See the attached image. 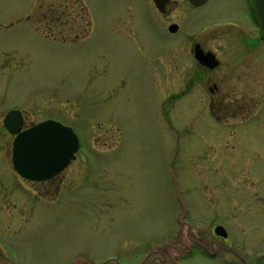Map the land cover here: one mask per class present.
<instances>
[{
	"label": "rangeland",
	"instance_id": "rangeland-1",
	"mask_svg": "<svg viewBox=\"0 0 264 264\" xmlns=\"http://www.w3.org/2000/svg\"><path fill=\"white\" fill-rule=\"evenodd\" d=\"M247 6L176 0L167 19L150 0H0V264H136L179 221L187 242L213 247L218 223L240 254L264 253V40ZM184 33L214 71L186 60ZM10 110L78 136L58 192L14 172Z\"/></svg>",
	"mask_w": 264,
	"mask_h": 264
},
{
	"label": "flooded vegetation",
	"instance_id": "flooded-vegetation-1",
	"mask_svg": "<svg viewBox=\"0 0 264 264\" xmlns=\"http://www.w3.org/2000/svg\"><path fill=\"white\" fill-rule=\"evenodd\" d=\"M186 1L190 5V8H191L190 12L194 11V9L197 8L196 6H193L188 0ZM150 2L153 8L155 9V11L161 17L165 16L168 19L172 13L171 6L175 4L176 0H159V3L157 4L155 3L154 0H150ZM251 2H252L251 0H246V3L248 5L247 6L248 14L251 15L252 20L254 22V26H255L257 22L254 20L255 13H254V10L251 8ZM230 24H231L230 26H237L236 24H234V22H230ZM171 25L177 26V29L175 32L169 31V27ZM238 25H240L242 28L250 27L242 23ZM166 29L170 34H177L180 31V23L178 24L176 22H172L171 24L166 26ZM259 36L260 34H258V40L261 41L260 40L261 38H259ZM182 41L184 43L183 49L186 54L185 56L186 60L189 59V61H193L201 71L209 72V73L214 71V69L213 70L208 69L205 65L201 64L196 59L197 54L206 55V53L210 51L205 48L203 44L204 42L202 39H200V37L198 38V40H194L193 38L192 39L190 38L189 34L184 33V38ZM209 91L211 92L212 95L215 94L216 91H218V86L215 82L212 84V87L209 88ZM20 124H21L22 130H25V129L32 127L35 123L33 124L29 123L27 121V117L25 113L22 112V121L20 122ZM1 128L4 130L5 134H7L11 138V145H10V150H11L14 136L10 135L7 132V130L3 127V119L1 121ZM9 156L11 157V153ZM75 160L76 159L71 161L69 165L67 166V168ZM67 168L65 170L63 169L64 171L62 170L61 172L54 175L50 179H47L45 181H40V182L29 181V180L21 178L18 175L17 176L25 184H30L35 192H40V193L41 192L46 193V192H52V191L58 192V187L60 186L59 184L62 183L63 174L67 170ZM184 225H187V224H183V226ZM183 226H179L180 232L178 231L177 236L175 238L173 237L174 234L171 236L172 237L170 239L171 241L166 244L167 246L166 249H163L160 252L157 251L156 258H153V255H155L154 254L155 251L151 250L147 252L143 257H140L136 264H187L186 260H188L191 257H195L198 254H200L201 256H204L208 260H215L216 258H222L224 260L223 261L224 264H264V253H256V254H253L252 256H246L248 259L247 260L244 255L240 254L238 250L233 248L232 243L228 240V238L220 237L215 233L214 231L215 226L211 228V234L213 235L214 241L211 242L210 244L213 247H208V245H206L201 238L199 239L188 238V242H187V238L185 240L182 237L183 236L182 234ZM187 226L190 227V224H188ZM219 241H222L224 243L228 241L227 242L228 246L224 245V247H219L217 245ZM194 252H198V254L197 253L194 254Z\"/></svg>",
	"mask_w": 264,
	"mask_h": 264
},
{
	"label": "water",
	"instance_id": "water-1",
	"mask_svg": "<svg viewBox=\"0 0 264 264\" xmlns=\"http://www.w3.org/2000/svg\"><path fill=\"white\" fill-rule=\"evenodd\" d=\"M159 3V0H154ZM195 6L202 5L207 0H189ZM259 24L264 36V0H254ZM176 26L170 28L173 32ZM209 68L218 65L212 54H207L202 60ZM19 111H10L4 118V127L10 134L16 135L12 148V163L14 170L23 178L31 181H44L63 170L79 149L78 137L72 129L56 121H45L20 132ZM19 116V117H18ZM220 230H223L219 227ZM218 235H224L219 231Z\"/></svg>",
	"mask_w": 264,
	"mask_h": 264
},
{
	"label": "trees",
	"instance_id": "trees-1",
	"mask_svg": "<svg viewBox=\"0 0 264 264\" xmlns=\"http://www.w3.org/2000/svg\"><path fill=\"white\" fill-rule=\"evenodd\" d=\"M52 11H53V10H49L48 12L52 13ZM54 12H55V10H54ZM56 14H57V13H56ZM58 18H61V16L57 14V19H58ZM88 27H89V24H86L85 32L88 30Z\"/></svg>",
	"mask_w": 264,
	"mask_h": 264
},
{
	"label": "bare ground",
	"instance_id": "bare-ground-1",
	"mask_svg": "<svg viewBox=\"0 0 264 264\" xmlns=\"http://www.w3.org/2000/svg\"><path fill=\"white\" fill-rule=\"evenodd\" d=\"M66 168H67V167H66ZM66 168H65V169H66ZM65 169H64V170H65ZM64 170H63V171H64Z\"/></svg>",
	"mask_w": 264,
	"mask_h": 264
}]
</instances>
